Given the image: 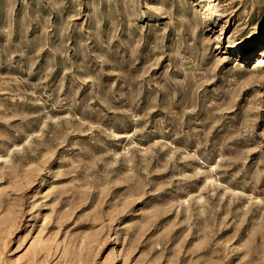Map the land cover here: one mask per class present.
<instances>
[{
    "label": "rangeland",
    "instance_id": "374dc122",
    "mask_svg": "<svg viewBox=\"0 0 264 264\" xmlns=\"http://www.w3.org/2000/svg\"><path fill=\"white\" fill-rule=\"evenodd\" d=\"M0 264H264V0H0Z\"/></svg>",
    "mask_w": 264,
    "mask_h": 264
},
{
    "label": "bare ground",
    "instance_id": "6f19581e",
    "mask_svg": "<svg viewBox=\"0 0 264 264\" xmlns=\"http://www.w3.org/2000/svg\"><path fill=\"white\" fill-rule=\"evenodd\" d=\"M258 60H259L258 63H259V62H262L261 59H258Z\"/></svg>",
    "mask_w": 264,
    "mask_h": 264
}]
</instances>
